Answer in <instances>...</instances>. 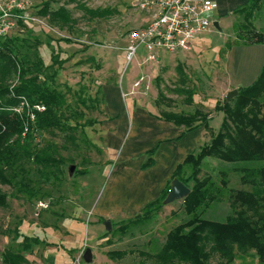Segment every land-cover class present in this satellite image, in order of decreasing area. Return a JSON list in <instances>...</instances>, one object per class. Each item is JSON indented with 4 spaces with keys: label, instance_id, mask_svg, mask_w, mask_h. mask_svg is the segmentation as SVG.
I'll use <instances>...</instances> for the list:
<instances>
[{
    "label": "rangeland",
    "instance_id": "obj_1",
    "mask_svg": "<svg viewBox=\"0 0 264 264\" xmlns=\"http://www.w3.org/2000/svg\"><path fill=\"white\" fill-rule=\"evenodd\" d=\"M239 1L217 0L218 8L208 17L212 21L211 24L218 23L220 30L210 25L208 32L199 34L191 42V49L187 53L174 56L164 54L161 55L158 64L146 63L147 69L142 68L140 73L145 74L147 79L139 87L132 85L131 96L127 94L122 101L124 115L130 116L131 128L125 137H119L121 134L113 137L114 141H119L121 146L129 145L133 151H144L154 147L156 141L161 138H167L166 134L158 137L160 133L154 129L153 123L141 112L133 113V106L146 109L154 115H161L163 112L193 114L199 111L209 117L208 124L212 131L215 133L218 131L222 114L216 112L214 108L222 104L229 92L237 90L231 83L225 63L230 53L227 47L234 45L237 35L246 33L240 28L244 25L243 16L234 14L241 3H238ZM33 2L38 8L46 2L53 10L66 7L71 12L74 24L69 29L59 30L52 27L46 18L37 16L36 8L34 13L38 23L31 22L12 35L27 37L30 34L38 38L41 42L38 54L45 66L51 65L52 50L58 54V60L65 61L56 83L63 92L70 89L68 99L71 111L76 109L82 114V118L71 119L68 124L74 126L77 122L82 125L93 120L100 124L86 126L83 129L84 136L78 129L75 132L78 139L76 146L65 139L67 132L56 131L55 136L44 134L36 138V143L40 145L53 143L64 162L59 166L58 179H50V183L42 187V192L36 199L28 200L9 187H2L8 196L9 205L7 209L0 210V253L7 248L21 250L23 237H29L40 241V244L25 253L29 264L71 263L70 254L72 256L73 253L69 251L77 252L85 245L94 256L92 264H139L141 261L139 252L155 253L164 243L167 233L187 220L182 200L164 204L144 226L129 228L130 230L125 233L111 227V231L106 232L104 223L95 217L94 210L98 209L96 205L104 193L119 187L121 190L119 181L126 182L133 177V163L131 160L119 162L117 166L107 163L103 153L107 136L102 134L101 129V123L106 121L104 102L95 104V109L84 108L76 106L74 96L82 89L84 92L80 94L83 98L95 96V92H99V97L103 98L102 86L123 82L124 87H127L132 72L138 64H142L147 55L145 49L139 47L132 62L126 60L128 32L144 21V17L138 12L139 0H76L71 4L68 3L69 0ZM85 9H107L110 14L104 18L90 19ZM252 25L256 32L264 35V3L254 15ZM61 39H67L70 43H63ZM47 43L50 47L46 45ZM177 69H180L183 75H180ZM140 73L135 74L131 83L141 75ZM178 89L191 92L190 105L185 102L187 95L177 93ZM125 90L129 92L130 89L127 87ZM179 131L181 130L175 128L173 134H181ZM195 138V135L187 136L182 147L180 144H169L170 146L165 147L162 151V168L167 170L174 163L171 155L176 153L178 148L181 150L180 155L184 154L187 148H191L187 152L190 154ZM208 139L209 132L203 129L199 145L206 144ZM169 147L174 148V152L171 153ZM71 166L74 167V172L87 170V175L74 176V172L70 175ZM234 167L208 159L203 164L200 178L208 176L219 182L220 172L225 171L228 174V187L239 189L241 187L239 174L233 171ZM38 201L46 203L50 201V204L48 203L47 210L40 212L36 217ZM229 213L228 204L221 202L212 205L205 212L204 218L223 222ZM73 216L72 220L68 219ZM62 227L69 233L68 237H63ZM144 243L153 245L145 247ZM114 251H123L127 255L120 260L111 259L108 253ZM105 257L112 263L106 262ZM211 264L221 263L217 259H212ZM232 264L259 262L257 257L244 256L242 259L236 258Z\"/></svg>",
    "mask_w": 264,
    "mask_h": 264
},
{
    "label": "trees",
    "instance_id": "obj_2",
    "mask_svg": "<svg viewBox=\"0 0 264 264\" xmlns=\"http://www.w3.org/2000/svg\"><path fill=\"white\" fill-rule=\"evenodd\" d=\"M75 1L69 0L68 3ZM263 3L264 0H248L236 9L234 14L243 16L244 25L240 28L246 33L237 35L234 45L227 47L228 51L239 46L264 48V35L256 32L252 25L253 17ZM85 11L90 19L110 14L107 9ZM36 14L59 30L69 29L74 24L66 7L53 10L46 2ZM61 42L70 43L67 39H61ZM40 45L38 38L30 34L27 37L10 35L0 40V210L7 209L9 205L2 187H9L16 194L32 200L38 197L50 179H58L59 166L64 162L58 155V148L53 143L40 145L36 138L44 134L55 136L56 131L67 132L65 139L76 146L75 132L80 129L84 136L86 126L98 123L93 120L82 125L77 122L74 126L68 124L71 119L82 118V114L76 109L71 111L70 89L63 92L56 83L65 61L58 60V54L52 50L51 65L45 66L38 54ZM46 45L50 47L49 43ZM177 72L183 75L180 69ZM82 92L84 90L81 89ZM176 92L186 94L185 102L188 105L192 103L189 90L178 89ZM237 92L229 102L224 100L215 106V111L222 114L216 133L209 127V117L199 111L193 114L161 113V120L184 129L177 140L200 127L209 132V139L176 166L156 200L146 204L132 220L111 223V227L121 233L132 227L144 226L164 206L174 179L189 188V195L182 200L187 220L167 233L158 251L152 254L139 252V264H211L212 259L221 264H232L236 258L244 256L257 257L259 264H264V65L256 81L248 87L238 88ZM80 93L74 94L76 106L95 109V104L104 102L99 92L86 98ZM23 100L28 107L21 108L18 113L15 110ZM37 106L43 107L44 111L38 112ZM28 113L33 114L32 120ZM82 140L85 142L84 138ZM158 147L145 153L147 161L141 166L142 170L154 165L153 156ZM208 159L235 166L233 171L239 174L241 187H228L225 171L220 172L219 182L208 176L200 178L203 164ZM74 173V176H85L87 170ZM221 202H226L230 209L225 220L205 219V212ZM44 203L47 208L36 211V217L48 209V203ZM38 244L40 241L36 238L23 237L21 250L7 248L0 253V264H29L25 253ZM108 255L111 259L120 260L127 253L114 251Z\"/></svg>",
    "mask_w": 264,
    "mask_h": 264
},
{
    "label": "crops",
    "instance_id": "obj_3",
    "mask_svg": "<svg viewBox=\"0 0 264 264\" xmlns=\"http://www.w3.org/2000/svg\"><path fill=\"white\" fill-rule=\"evenodd\" d=\"M211 1L216 4L218 3L217 0ZM247 1L248 0H240L238 3H241L239 6H237V8L244 6ZM225 64L226 71L231 79L232 85L236 86L237 89L248 87L256 81L264 65V48L263 46L258 45L247 47H233V49H231L230 53L227 55ZM146 66L147 64L142 61V64H138L135 71L132 72L127 85V87L130 89L129 92L125 90V88L127 87H124L123 82H116V84L102 86L101 88V94L103 95L104 99V115L106 120L105 122L101 123V129L103 131L102 134L104 136H107L105 147L103 149L104 156L107 163H109L110 165L115 164L116 166L119 162H128L129 160H131L133 163L132 166L134 172L133 177L131 176L132 178L130 180H127L126 182H124L125 180L123 182L119 181L118 184L121 185V190L120 187L118 189H113L109 193H104V195L99 199L98 204L96 205L98 209L94 210V214L96 215L95 217L100 219L103 223L105 221H110L113 224H118L121 222L130 221L146 204L156 200L160 196L167 182L170 180L176 166L182 163L184 158L189 154L187 152L191 149L187 148L184 154L180 155L181 150L179 148L175 153L173 151L174 148L169 147L171 153L174 152L171 155V159L172 161H174V163H172L171 166L167 168V170H164L162 168V151L165 147H168L171 144H180L179 146L182 147L184 144V139L187 136L191 135L196 136L192 152L197 151L200 146L199 142L201 141L203 132L202 127L184 134L181 139L177 140L180 135L183 134L184 129L182 127H175L174 125L161 120L160 115H154V113L147 111L146 109L144 110L141 107L138 108L137 106H133V113L141 112L147 120L149 119L153 123L154 129L156 131H159L160 134L158 135V137L162 136L163 134H166L167 137L164 139L161 138L160 140L156 141V145L154 147H156L157 145H159V147L157 152L153 156L154 165L145 170L141 169V166L147 161L145 153L153 149L154 147L144 151H133L132 148L129 147V145L127 147L121 146L119 141L113 140V137H117L119 136V134H121L119 137H125L127 131H129L131 128H129L131 124V119L129 118L130 116L124 115L122 101L127 94L131 96L130 92L132 89V85H134L138 79L144 78L143 83L145 82L147 76L140 73V70L142 68L143 70H146ZM115 71L118 72L117 69H115ZM138 73H140L141 75H138L136 77V80L131 83V79L135 76V74ZM143 83L141 85H143ZM97 124L99 125L100 123L98 122ZM175 128L180 129L181 131L179 132L181 134L174 135L173 133ZM73 218L74 216L68 219L72 220ZM62 229L64 231L63 237H68L69 233L67 232V230H64L63 227ZM144 244L145 247H147L148 245L151 246L153 243ZM80 250H78L77 252L69 251L70 253H73L72 256L70 254L71 261ZM91 255L92 261L90 264L94 263L95 260L92 252ZM104 259L106 260V262L112 263V261L107 257H105Z\"/></svg>",
    "mask_w": 264,
    "mask_h": 264
},
{
    "label": "built area",
    "instance_id": "obj_4",
    "mask_svg": "<svg viewBox=\"0 0 264 264\" xmlns=\"http://www.w3.org/2000/svg\"><path fill=\"white\" fill-rule=\"evenodd\" d=\"M34 8L33 0H0V40L21 29L20 24L38 23ZM216 9L217 4L211 0H139L138 12L144 21L128 32L127 62H132L139 47L147 53L145 63H158L164 54L187 53L191 42L199 34L208 32L213 25L208 15ZM143 81L144 78L138 79L134 86L139 87ZM23 107H28L24 100L15 111L19 113ZM35 109L44 111L40 106ZM28 114L32 120L33 114ZM46 208L44 202L36 205L37 211ZM86 249V245L83 246L68 264H84Z\"/></svg>",
    "mask_w": 264,
    "mask_h": 264
},
{
    "label": "water",
    "instance_id": "obj_5",
    "mask_svg": "<svg viewBox=\"0 0 264 264\" xmlns=\"http://www.w3.org/2000/svg\"><path fill=\"white\" fill-rule=\"evenodd\" d=\"M213 27L218 31L220 30L217 22L213 23ZM237 94H238V92L236 89L229 92L225 97V102H229L230 99L235 98L237 96ZM73 172H74V167L71 166L69 169V174L71 175ZM189 193H190V190L188 187L183 185L179 180L174 179L171 182V186H170L168 195L164 201V204L168 205V204H171V203L176 202V201L184 200L189 195ZM104 227H105L106 232H110L111 231V222L105 221ZM83 261L86 264H90L92 261L91 251L88 248L84 252Z\"/></svg>",
    "mask_w": 264,
    "mask_h": 264
}]
</instances>
